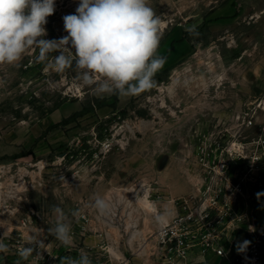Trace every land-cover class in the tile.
Here are the masks:
<instances>
[{"label":"rangeland","instance_id":"rangeland-1","mask_svg":"<svg viewBox=\"0 0 264 264\" xmlns=\"http://www.w3.org/2000/svg\"><path fill=\"white\" fill-rule=\"evenodd\" d=\"M78 4L55 0L43 38L66 36L63 17ZM148 4L166 63L139 95H97L73 68L37 62L38 50L18 67L0 64L2 264H59L81 251L93 264H149L155 216L171 219V199L195 191L205 153L242 155L245 172L259 156L252 170L264 193V0ZM96 196L111 200L110 215L97 214ZM54 206L72 226L70 248L48 233ZM251 212L264 226V195ZM33 236L44 246L28 245ZM24 246L34 247L28 260L18 256Z\"/></svg>","mask_w":264,"mask_h":264},{"label":"clouds","instance_id":"clouds-1","mask_svg":"<svg viewBox=\"0 0 264 264\" xmlns=\"http://www.w3.org/2000/svg\"><path fill=\"white\" fill-rule=\"evenodd\" d=\"M54 10L55 0H0V64L18 67L26 52L38 50L37 62L57 72L73 68L82 83L91 86L97 95L131 97L156 87L154 77L166 58L158 55L160 19L148 0H79L75 13L63 17L67 35L47 40L43 38L47 35L45 25ZM187 31L198 35L195 28ZM57 52L58 55H49ZM92 207L101 217L113 210L111 200L102 196L94 198ZM53 212L56 221L48 233L59 246L70 248L72 226L59 206H54ZM170 217L171 212L165 210L155 216V222L164 228ZM249 243L245 240L237 251L244 252ZM28 245L44 246L38 236L31 237ZM7 251L8 245L0 240V252ZM33 251L34 247L24 246L18 256L28 260ZM59 264L93 262L81 251L76 258L61 257Z\"/></svg>","mask_w":264,"mask_h":264},{"label":"built area","instance_id":"built-area-1","mask_svg":"<svg viewBox=\"0 0 264 264\" xmlns=\"http://www.w3.org/2000/svg\"><path fill=\"white\" fill-rule=\"evenodd\" d=\"M245 159L231 153L198 156L195 191L172 198V218L144 242L149 264H264V226H257L251 212L262 185L252 170L259 156L251 157L247 172L241 169ZM245 240L249 245L238 252Z\"/></svg>","mask_w":264,"mask_h":264},{"label":"crops","instance_id":"crops-1","mask_svg":"<svg viewBox=\"0 0 264 264\" xmlns=\"http://www.w3.org/2000/svg\"><path fill=\"white\" fill-rule=\"evenodd\" d=\"M157 227H158V225L156 226V228L154 229V230H156L157 229ZM3 262L1 261V259H0V264H2Z\"/></svg>","mask_w":264,"mask_h":264},{"label":"bare ground","instance_id":"bare-ground-1","mask_svg":"<svg viewBox=\"0 0 264 264\" xmlns=\"http://www.w3.org/2000/svg\"><path fill=\"white\" fill-rule=\"evenodd\" d=\"M148 202V201H147Z\"/></svg>","mask_w":264,"mask_h":264}]
</instances>
